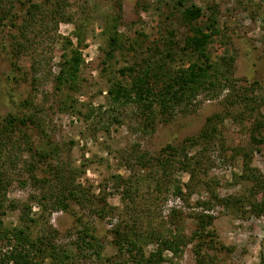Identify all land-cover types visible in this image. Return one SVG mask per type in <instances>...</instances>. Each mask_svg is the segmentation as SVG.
<instances>
[{
    "label": "rangeland",
    "instance_id": "obj_1",
    "mask_svg": "<svg viewBox=\"0 0 264 264\" xmlns=\"http://www.w3.org/2000/svg\"><path fill=\"white\" fill-rule=\"evenodd\" d=\"M56 1L12 0L11 12L0 16V121L8 112L32 114L43 135L58 146L61 160L77 169L76 182L88 197L81 205L51 213L36 200L30 202L32 239L52 241L68 255L64 264H103L78 246L76 218L81 217L102 239L107 264H145L118 248L116 229L135 225L148 257L159 238L170 233L191 237L198 217L208 213L213 218L199 255L192 241L179 256L164 251L162 264H198L200 259L204 264H264V211L253 214L247 202L264 198V124L253 132L256 121L264 123V0H61V14L52 17ZM31 2L41 10L20 36ZM192 4L202 9L200 24L211 6L216 9L218 30L205 51L214 65L212 91H203L192 106L168 119L158 116L154 129H142L130 107L104 112L110 106L108 88L115 81L128 83L121 68L150 60L172 70L197 60L181 47L192 34L183 20L184 8ZM111 35L118 36L115 48ZM16 41L25 43L18 53ZM72 50L83 58L77 79L55 88L53 78ZM208 125L216 131L210 139H200ZM253 133L263 142L253 140ZM192 139H197L193 145ZM167 146L187 155L190 166L167 165L164 176L158 160ZM140 155L152 163L138 162ZM248 159L261 174V189L243 178V161ZM29 160L25 151L10 166V199L27 201L36 191L26 168ZM44 171L40 164L35 173L43 178ZM213 195L246 202L238 208L220 206ZM19 217L20 211L13 210L3 220L14 226ZM42 264L54 261L43 259Z\"/></svg>",
    "mask_w": 264,
    "mask_h": 264
},
{
    "label": "trees",
    "instance_id": "obj_2",
    "mask_svg": "<svg viewBox=\"0 0 264 264\" xmlns=\"http://www.w3.org/2000/svg\"><path fill=\"white\" fill-rule=\"evenodd\" d=\"M10 3H12V0H0V16L1 14L8 15L7 12L11 8ZM62 4L61 0L60 2L59 0L56 1V8L50 11L52 17L61 14ZM28 7L27 17L19 27L20 36H25L30 24L35 22L37 12L41 10L40 5L33 2ZM211 7L204 24L198 22L203 13L200 7L192 4L187 5L183 10V20L189 24L192 34L184 37L181 47L185 52L195 54L196 61L191 62L186 67H178L172 70L161 63L157 64L156 62H150V60H146L143 66L121 68L120 72L123 77L128 78V83L115 81L108 88L110 106L108 109H104V112L130 107L140 119L142 129H154L153 123L158 116L168 119L178 109H186L192 106L196 102L197 96L203 91H212L214 83L211 77L214 75V65L205 51L209 40L217 33L218 27L216 9L213 6ZM170 36L173 37V34L170 33ZM109 41L110 45L115 48L119 43L118 36L111 35ZM169 42L171 44L172 40L169 39ZM24 47L25 43L23 41H16L13 47L14 53L22 51ZM64 56L63 64L53 78L55 88L74 83L83 60L80 51L77 50H72L69 55L65 54ZM207 122L211 123L212 117H208ZM36 123V119L32 114H24L18 117L13 112H8L0 121V264H42L43 259L48 258H51L54 264L56 262L57 264H64V261L69 258L68 255L59 250L52 241H48L44 237L36 240L32 239L30 230L34 218L30 216V202L36 200L42 210H48L51 213L59 210L67 211L70 209L71 204L81 205L88 200L86 193L76 182L77 169H73L67 162L61 160V151L58 146L51 143L46 135H43V133L45 134L44 128L41 127L40 123L39 125ZM263 124L261 120L256 121L253 132L259 131ZM29 131L35 134V139L28 135ZM215 131L214 126L210 127L208 125L202 129L198 137L200 139H210ZM15 133H18L19 136L14 137ZM255 136L253 133L251 138L259 143L263 142L262 139H256ZM196 142L197 139H192L191 145ZM25 151L29 153L30 157L26 168L30 174L32 184L37 189L35 188L36 191L29 196L27 201L19 202L7 196L11 181L9 172L10 166H13L17 159L21 157V153ZM165 152L166 154L158 160V167L163 170L162 174L165 173L164 170H166L167 165H170L169 169H173V164L176 163L183 164L185 169L190 166V158L183 155L182 151L167 146ZM244 154L248 156L246 153ZM137 161H142L147 165L152 163L153 159L151 158L150 161V159L140 155ZM40 164L45 168L43 178L35 173ZM243 174V178L251 180L253 186H256L257 189L262 188L261 174L257 168L251 167L249 159L243 161ZM164 176H167V173ZM116 179L122 181V177L119 175ZM162 179L165 178L162 177ZM126 190L128 191L126 195L129 196L131 191H129L130 189ZM179 190V188H176L174 192L177 193ZM212 199L220 206L237 208L238 205L241 207L243 202H246L233 196L224 198L213 195ZM247 202L253 214L259 215L264 211L263 197L257 200L251 199ZM206 208L210 207L206 206ZM13 210L20 211V224L9 226L5 224L3 216ZM72 214L75 216V213ZM212 218V215L208 213L200 215L197 220V228L189 238H184L182 234L178 233H170L166 238H159L156 250L151 251L148 257L144 256L143 250L139 246L143 234L136 230L135 225L124 230L116 229L114 240L120 250L124 248L128 254H136L137 261L144 260L145 264H162L165 259L164 251L179 256L184 247L192 241L195 242V252L199 255L204 242L202 241V235L207 224L211 223ZM76 220L78 221L76 236L80 249L90 252L103 264L104 261H106V264L109 263L110 258L104 255L103 241L93 226L81 217H77ZM219 247L224 248L223 245ZM198 264H204V261L200 259Z\"/></svg>",
    "mask_w": 264,
    "mask_h": 264
}]
</instances>
